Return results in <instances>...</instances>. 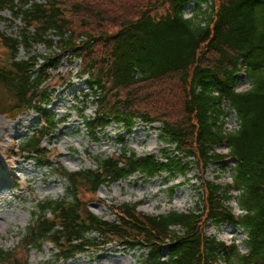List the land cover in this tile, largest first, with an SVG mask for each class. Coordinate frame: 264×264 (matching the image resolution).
<instances>
[{"label":"trees","instance_id":"obj_1","mask_svg":"<svg viewBox=\"0 0 264 264\" xmlns=\"http://www.w3.org/2000/svg\"><path fill=\"white\" fill-rule=\"evenodd\" d=\"M190 1L0 0V13L9 11L21 23L18 40L0 32L8 54V63H0V93L12 99L5 114L16 119L33 111L41 118L22 152L43 155L40 141L56 128L46 113L49 90L64 81L47 73L51 60H17L20 49L39 45L81 61L80 76L95 90V117L86 123L93 137L112 124L130 134L137 121L158 123L161 142L174 147L171 156L122 151L95 159V170L60 172L65 197L39 205L24 251L49 243L57 262H68L93 249L90 236L97 235L102 246L146 253L140 264H216L219 257L225 264H264V0H195L211 2L210 12L197 8L184 20ZM240 61L251 87L242 94L234 91ZM222 99L235 113L237 130L223 128ZM222 145L227 154H215ZM224 159L236 160L232 184L207 182V169ZM190 162L201 179L194 211L150 217L122 205L112 208L116 220L106 222L82 198L86 193L91 200L101 187L136 174L172 177ZM232 192L239 193L235 200L244 212L237 218L227 207ZM226 223L245 232L246 255L206 237L208 225ZM9 257L0 251V264H8Z\"/></svg>","mask_w":264,"mask_h":264},{"label":"rangeland","instance_id":"obj_2","mask_svg":"<svg viewBox=\"0 0 264 264\" xmlns=\"http://www.w3.org/2000/svg\"><path fill=\"white\" fill-rule=\"evenodd\" d=\"M0 18V32L10 39L18 40L20 22L14 20L8 11L0 13ZM34 56L53 60L51 64L55 70L50 69L47 72L49 76L65 75L63 84L58 83L49 91L50 104L47 112L53 115L58 127L41 142L40 148L44 149L46 156L35 158L16 153L23 140L32 136L33 130L40 125V120L32 112L16 120H9L12 115L5 112L12 99L7 94L0 93V163L11 171L17 162H21L23 168L29 170L25 173L14 172L22 181L17 189L10 187L13 174L5 177L7 188L0 194V251L10 253L8 264H140L147 257L146 253L126 251L114 244L102 247V242L96 235L91 236V239L96 240L94 249L68 263H56L55 253L49 244H44L41 250L24 251L26 247L23 245L37 207L42 202L64 198L66 182L58 177V173L95 170V159L109 158L122 151H131L138 157L154 155L160 158L174 154V147L170 148L161 142L159 124L145 126L136 122L130 134L122 126L112 124L93 137L86 123L95 117V98L87 87L86 78H78L79 60L71 61L68 56L58 57L47 45L34 46L30 50L20 49L17 60H27ZM0 63H8V54L1 45ZM238 90L246 91L247 84H243ZM221 110L224 114V128L227 131L236 129L235 115L229 112L228 106L222 105ZM6 127L13 132L4 131ZM46 153L52 154V157L47 159ZM214 153L226 155L227 149L222 145L216 147ZM235 165L236 160H223L211 165L204 177L209 183L225 187L231 184L232 168ZM29 178H33L34 182L25 188L23 180ZM200 180L197 167L190 162L186 171L172 177L163 175L146 180L135 175L124 182L101 187L91 200L86 193L82 194V198L85 203H89L88 209L93 215L107 222L116 220L111 208L121 205H135L138 212L151 217L171 211L186 213L199 206ZM236 195L233 193L234 197ZM227 207L234 217L242 213L235 200H231ZM173 231L181 233L179 228ZM205 235L226 245L234 243L240 253L246 252L243 246L246 239L244 231L230 224L218 227L208 225ZM166 254L167 249L163 253L164 257Z\"/></svg>","mask_w":264,"mask_h":264},{"label":"bare ground","instance_id":"obj_3","mask_svg":"<svg viewBox=\"0 0 264 264\" xmlns=\"http://www.w3.org/2000/svg\"><path fill=\"white\" fill-rule=\"evenodd\" d=\"M4 131H6L7 133H12L13 132V131L11 132V130L9 131L8 130V127L4 128ZM6 168L7 167L3 166L0 163V194H2L3 190H5V188H7V184L5 183V177H10V175L12 174V172L9 171V170H6ZM27 171H29V170L23 168V166L21 164L17 166V172H19V173H25ZM21 182L22 181L20 179H13L10 187L12 189H14V188L17 189V188L20 187ZM33 182H34V179L33 178L24 179L23 180L24 187L27 188L28 187L27 185L28 184H32Z\"/></svg>","mask_w":264,"mask_h":264}]
</instances>
